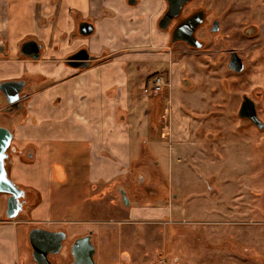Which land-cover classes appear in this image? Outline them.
<instances>
[{
  "label": "crops",
  "instance_id": "0c3cea01",
  "mask_svg": "<svg viewBox=\"0 0 264 264\" xmlns=\"http://www.w3.org/2000/svg\"><path fill=\"white\" fill-rule=\"evenodd\" d=\"M47 1L20 0L18 8L23 7L22 10L13 8L12 1L11 9H14V13H10V18L12 15H22L26 17V22L30 21L31 26L36 23L39 27L38 24L44 21L45 15H50ZM135 1L132 4L129 0H87V4L81 6L80 0H59L52 5L55 14L54 32L44 37V29L37 31L41 39L30 32L32 36L29 37L35 38L41 45L40 58L37 60L21 56L17 52L23 32L12 30L10 26L7 27L9 32L5 29V40H0L3 48V53L0 54V70L3 72L0 74V82L21 78L34 84L35 88L21 94L26 95L29 109L8 111L5 109V97L0 100V121H9L1 122L0 126L13 132L9 151L12 162L7 166V173L15 184L26 191L25 207L29 203L32 205L28 217L20 222L25 224L22 233H27L22 250L25 252L23 263L20 262V251L16 248L14 238V232L19 230L13 226L5 227L4 234L0 229V264H36L28 237L32 228L64 231L66 238L69 235L70 231L62 227L67 221L50 216L55 208L50 202L51 178L52 175H58V169L61 170V179L56 184L60 197V201L57 198V209L68 206L78 216H87L83 220L81 217L70 220L72 224L80 227L83 223L105 224L110 219L115 222L111 217H91L97 212L106 213L110 210L124 216V220L118 223H135L140 217L149 216L152 221H147V224L158 225L161 224L164 216L162 212L165 211V207L159 205L162 202L156 201L158 206L146 210L134 204L135 197L139 196L134 192L135 180L129 174L132 162L137 163L135 166L144 165L155 169L160 165L159 157L166 152L173 153L172 145L177 142L181 143L186 159L187 156L192 159L194 156L196 159H200V155L203 157V151L198 149L199 140H202L199 138L202 134H198L200 126H189V117L181 109L178 100L180 88H176V95L172 93L171 97L160 95L166 93L167 89V94H170L173 85L179 86L177 76L172 75V48L165 50L166 33L156 26L163 0ZM118 4H121L120 10ZM83 21L94 24L89 43L76 39V36L88 37L78 33V26ZM157 30L160 37L153 36V32ZM42 38L45 43L41 42ZM153 41L158 45H154ZM122 44H139L142 47L149 44V48L157 50L118 53L120 48H124ZM79 46L86 47L97 58L89 62V66L74 68L65 60ZM165 56L170 68L148 71L143 77L142 82H147L148 85L151 83V90H148L150 95L143 99L135 94L132 76L140 68L135 67L136 63L132 64L137 62L135 59L141 57L143 59L140 60L144 61L145 58L149 61L151 57L162 60ZM23 64L25 67H22ZM132 68H138L136 73H131ZM21 73L24 77L20 76ZM154 73L167 82V86L158 92L153 89L156 76L150 78ZM14 116L19 120L15 121ZM153 157L157 158V162H154ZM57 166L60 168L55 169ZM137 174L141 175L140 185L144 176L140 171ZM67 189H71L72 199H63ZM86 190L91 191V198L94 191L98 192L94 196L96 203L92 199L87 200ZM142 211L144 213H140ZM15 220L6 219L2 222L7 224ZM100 225V239L95 237L94 230L90 228L73 233L71 242L65 247L63 254H60L59 264L73 261L71 244L76 238L88 234L95 246V264H98L95 255L99 252L100 257L107 245L108 248L115 246V251L105 264H120L122 252L118 251L121 249V227ZM103 233L108 238L103 237ZM49 259L53 263L54 258Z\"/></svg>",
  "mask_w": 264,
  "mask_h": 264
},
{
  "label": "rangeland",
  "instance_id": "374dc122",
  "mask_svg": "<svg viewBox=\"0 0 264 264\" xmlns=\"http://www.w3.org/2000/svg\"><path fill=\"white\" fill-rule=\"evenodd\" d=\"M12 1H14L13 8L23 9V7L18 8L20 0H0V40H5V29L9 32V26L12 30L18 29L19 32L24 33L20 41L32 36L30 32L37 39H41L38 32L43 29L44 37L54 32L55 14L52 5L59 0L47 1L50 15H45L44 21L39 22V27L36 23L31 26L30 21L26 22V17L22 15L15 17L12 15L10 18V13H14V9H11ZM80 3L83 6L87 4V0H80ZM118 6L120 10L121 4ZM95 29L97 30V27ZM92 36H76V39L89 43ZM153 36L160 37L158 30L153 32ZM41 42L45 43V40L42 38ZM153 43L158 45L155 41ZM122 45L124 48L122 50L119 47L121 51L118 53L157 50L149 48V44L148 46L144 44V47L139 44ZM168 47L169 44L165 47L166 51H169ZM170 48H172V75L177 76L179 86L173 85L170 94L169 92L167 94V89L166 93H160V95L171 97L172 93L176 95L174 92L176 88H180L181 93L178 100L181 109L189 117L188 120L191 122L189 126L201 127H199L198 134H202L199 137L202 140H199L198 149L202 150L205 156L200 155V159L187 156L186 159L181 143L177 142L172 145L173 153L166 152L162 155L163 157H159L160 165L158 164L159 167L155 169L144 165L135 166L137 163L132 162L133 167L129 169V174L135 180L134 192L139 196L135 197L134 204L146 210L158 206L156 201L162 202L159 205L165 207V211L162 212L163 220L158 225L147 224V221H152L149 220V216H142L135 223H118L124 220V216L110 210L106 213L97 212L91 217L100 219L111 217L115 222L110 219L105 224L83 223L80 227L72 224L70 220L79 217L83 220L87 216H78L68 206L57 209V198L60 201V197L56 184L61 179V170L58 169V175H52L51 178L50 202L55 208L50 216L56 220H66L67 222H64L62 227L70 231L60 254H63L65 247L71 242L72 234L83 231V228L93 229L95 237L100 239L102 234H99L98 225L100 227L111 226V228L119 225L122 232L120 235L121 249L118 253L124 250L130 251L132 264H258L260 262L261 252H264V187H262L264 186V142L261 139L262 135L238 116V97H223L219 91L213 89V81L197 71L195 57L183 56L181 45H174ZM166 58L167 56L165 59L163 57L162 60H155L149 57V61L145 58L144 61L140 60L143 59L141 57L135 59L137 62L132 64L136 63L135 67H140L137 68L138 73L132 76L135 94L143 99L150 95L148 90H151V83L148 85L147 82H142L143 77L148 71L156 72L170 68V63L166 61ZM22 67H25V64ZM136 70L133 69L131 73H136ZM1 73L3 74L0 70ZM161 73L165 74L164 71ZM20 76L24 77L23 73ZM34 88V84L27 82L23 91L29 92ZM1 98L4 96L0 91V100ZM27 101L28 99L24 101V109L30 108ZM1 110L0 105V115ZM14 119L19 120L16 116ZM1 122L9 121L3 120L0 124ZM190 153L193 152L190 151ZM156 159L153 157L154 162H157ZM57 168L60 167H55ZM138 171L144 176L143 184L140 185L141 175L137 174ZM66 185L68 188V183ZM65 193L66 195H62L63 199H72L71 189H67ZM97 193L94 191L91 198V191L86 190L87 200L92 199L93 203H96L94 196ZM6 198L7 194L0 193V229L4 234L6 233L5 227H17L19 231L14 232V238L16 248L20 251V262L23 263L25 252L22 250L25 247L27 233L26 231L25 235L22 233L25 224L20 222L28 217L32 205L27 204L25 210L18 214L14 222L5 224L2 221L6 220L3 215ZM36 203L35 201L34 204ZM103 237L108 238L106 234ZM108 246L103 249L100 257L99 252L95 255L98 264L107 263L110 254L115 251V246L111 245L110 248Z\"/></svg>",
  "mask_w": 264,
  "mask_h": 264
},
{
  "label": "flooded vegetation",
  "instance_id": "af4514ba",
  "mask_svg": "<svg viewBox=\"0 0 264 264\" xmlns=\"http://www.w3.org/2000/svg\"><path fill=\"white\" fill-rule=\"evenodd\" d=\"M162 3L156 19L157 28L161 17L168 9L167 0H163ZM191 23L194 25L190 31L191 26H188ZM180 26L184 29L182 28L178 35L185 34L190 43L184 40L171 42L174 31ZM162 31L166 33L169 47L181 45L184 57H195L197 71L213 81V89L219 91L223 97L239 98L237 112L243 101L246 104V111L254 110L259 125L248 118L244 120L262 135L261 139L264 142V0H187L178 15L173 17ZM33 40L36 41L32 37L24 38L19 42L17 52L21 55V44ZM36 43L39 44L38 41ZM84 49L90 57L86 62H92L97 58L92 57L94 54L84 46L77 47L71 54L78 51L85 54ZM2 51L3 48L0 46V54ZM10 80L22 81L25 85L27 83L21 78ZM25 100L26 95H22L19 107L13 110H21ZM10 108L6 104L5 109L10 111ZM52 256L49 255L50 258H54L53 264H59L60 253ZM119 263L132 264L131 252L124 250ZM258 264H264V252H261Z\"/></svg>",
  "mask_w": 264,
  "mask_h": 264
},
{
  "label": "water",
  "instance_id": "95a60500",
  "mask_svg": "<svg viewBox=\"0 0 264 264\" xmlns=\"http://www.w3.org/2000/svg\"><path fill=\"white\" fill-rule=\"evenodd\" d=\"M187 0H167L168 9L161 17L158 27L162 30L166 28L167 23L176 17ZM130 3L135 4V0H129ZM190 24V31L192 26ZM183 28V27H182ZM181 26L174 31V37L171 42L184 40L190 43L185 34L178 35L182 30ZM184 29V28H183ZM94 32V24L83 21L78 26V33L82 36H89ZM194 45V44H189ZM41 45L36 41H24L20 46V52L32 59L40 58ZM85 54L81 51L75 52L66 58V63L74 68H82L89 66V54L85 50ZM95 57V55H91ZM25 83L22 81L5 80L0 82V91L5 97L7 106H10V111L18 108V103L21 100L20 93ZM245 101H243L238 116L241 119H250L257 126L259 119L256 113L246 111ZM13 139V132L4 126H0V193L7 194L5 217L7 220L15 219L19 213L25 210L26 191L19 185L15 184L8 176L7 166L12 162L10 157L11 142ZM29 242L32 248V256L36 264H53L49 259V254L56 255L60 252L63 246V240L66 238L64 231H52L43 228H32L29 231ZM70 252L73 256V261L69 264H95L94 254L95 246L91 242V235H85L76 238L70 247Z\"/></svg>",
  "mask_w": 264,
  "mask_h": 264
},
{
  "label": "built area",
  "instance_id": "2783aa9c",
  "mask_svg": "<svg viewBox=\"0 0 264 264\" xmlns=\"http://www.w3.org/2000/svg\"><path fill=\"white\" fill-rule=\"evenodd\" d=\"M170 84H168L169 86ZM164 86H167V82L164 80L162 76H156L153 82V89L158 92L163 89Z\"/></svg>",
  "mask_w": 264,
  "mask_h": 264
},
{
  "label": "trees",
  "instance_id": "16d2710c",
  "mask_svg": "<svg viewBox=\"0 0 264 264\" xmlns=\"http://www.w3.org/2000/svg\"><path fill=\"white\" fill-rule=\"evenodd\" d=\"M156 75H157V74H156V73H154V74H152V75L150 76V78H151V77H154V76H156Z\"/></svg>",
  "mask_w": 264,
  "mask_h": 264
}]
</instances>
